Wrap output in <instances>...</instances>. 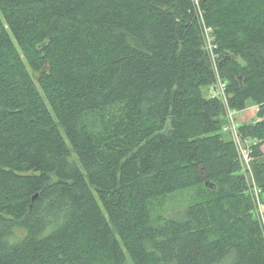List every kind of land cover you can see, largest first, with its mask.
<instances>
[{
  "label": "trees",
  "instance_id": "obj_1",
  "mask_svg": "<svg viewBox=\"0 0 264 264\" xmlns=\"http://www.w3.org/2000/svg\"><path fill=\"white\" fill-rule=\"evenodd\" d=\"M251 106L264 200V0H0V264H264Z\"/></svg>",
  "mask_w": 264,
  "mask_h": 264
},
{
  "label": "built area",
  "instance_id": "obj_2",
  "mask_svg": "<svg viewBox=\"0 0 264 264\" xmlns=\"http://www.w3.org/2000/svg\"><path fill=\"white\" fill-rule=\"evenodd\" d=\"M212 32V31H211ZM206 34V41H208V49H206L208 56L210 58L212 67L214 68V71L216 72L217 75V61H218V55L215 53L214 49V43H213V38L210 35V32L207 30L203 32V35ZM205 40V39H204ZM213 43V44H212ZM213 46V48L211 47ZM210 96L213 98H219L221 99L224 104L226 105V94H225V85L218 79L216 84L213 87H210ZM249 112H251V116L255 117V113L257 111L256 106H251L248 108ZM245 112V110L242 111H237V110H230L227 108V115H226V124L223 128L225 132H227L233 141V144L235 146L236 152H237V157L238 161L240 163V167L244 170V174L247 177L248 182L250 181L252 189L254 190V196L255 199L257 200L258 204L262 203L259 196L260 192L254 182L253 178V173H252V153H253V142L252 140L248 138H243L238 132V118Z\"/></svg>",
  "mask_w": 264,
  "mask_h": 264
},
{
  "label": "rangeland",
  "instance_id": "obj_3",
  "mask_svg": "<svg viewBox=\"0 0 264 264\" xmlns=\"http://www.w3.org/2000/svg\"><path fill=\"white\" fill-rule=\"evenodd\" d=\"M201 26H202L203 32L207 30L208 32H210V35H211L212 29H211V27L207 26V24L204 22V20H202ZM203 38L205 39V40H203L204 48L208 49L209 45H208V41H206V34L203 35ZM211 47L213 48L212 45H211ZM204 92H205V94H207L206 90H204ZM248 110H249L248 108L245 109V112L242 114V115H244L243 116L244 119L242 118V120H243L242 122H245V121L249 122L252 119H254V117L251 116V112H249ZM240 170H241L242 175L245 178V182H247V186H248L247 187V193L250 195V198H251V203H252V208H253V213H254V219L257 222V226L259 227L260 234H261V237L263 238V244H264V200H262L261 195H260L259 198H260L262 203L258 204L257 200L255 199L254 190L252 189L250 181L248 182L247 177L244 174V170L242 168Z\"/></svg>",
  "mask_w": 264,
  "mask_h": 264
},
{
  "label": "crops",
  "instance_id": "obj_4",
  "mask_svg": "<svg viewBox=\"0 0 264 264\" xmlns=\"http://www.w3.org/2000/svg\"><path fill=\"white\" fill-rule=\"evenodd\" d=\"M243 116H244V115H242L239 119H237L239 123L243 121V120H242ZM243 119H244V118H243Z\"/></svg>",
  "mask_w": 264,
  "mask_h": 264
},
{
  "label": "water",
  "instance_id": "obj_5",
  "mask_svg": "<svg viewBox=\"0 0 264 264\" xmlns=\"http://www.w3.org/2000/svg\"><path fill=\"white\" fill-rule=\"evenodd\" d=\"M209 186L212 187V184H210Z\"/></svg>",
  "mask_w": 264,
  "mask_h": 264
}]
</instances>
